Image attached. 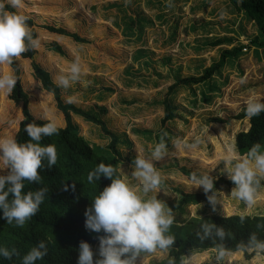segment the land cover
<instances>
[{
    "label": "rangeland",
    "instance_id": "1",
    "mask_svg": "<svg viewBox=\"0 0 264 264\" xmlns=\"http://www.w3.org/2000/svg\"><path fill=\"white\" fill-rule=\"evenodd\" d=\"M4 3L10 5L8 0ZM15 11L33 21L40 41L34 60L54 83L57 75L66 73L79 59L84 69L81 80L69 89L61 88V100L101 116L107 130L118 137L123 162L117 169L129 180L138 154L147 157L150 146L161 141L167 144L164 159L155 162L162 177L157 197L172 208L179 226L202 215L264 216V194L256 207L246 209L230 195L235 186L217 189L222 203L215 212L209 202L175 209L180 192L204 194L183 172L210 173L216 180L231 181L223 172V158L233 149L236 135L249 128V119L234 118L245 112L250 93L264 96V48L253 43L261 36L248 16L229 0H23ZM44 27L62 29L86 43L50 34ZM54 42L62 48L63 57L48 50ZM217 42L222 45L216 46ZM234 49L240 51L211 80L181 86L168 94L175 82L199 78L223 51ZM16 61L33 118L58 122V128H64V115L53 95L44 92L32 76L30 61L20 57ZM0 73H4L3 65ZM4 101L8 106H2L0 99V136H15L23 118L21 105L16 106L6 93ZM165 101L174 109V118L162 124ZM70 116L78 135L91 146L108 147L110 139L98 126ZM214 120L229 121L219 124ZM205 127L209 129L206 134ZM197 136L202 143L195 151L176 145ZM235 254H226L222 264H264V254L248 260L243 252ZM171 256L170 250L145 253L138 264H160ZM216 256L217 251L208 250L191 253L186 259L190 264H217Z\"/></svg>",
    "mask_w": 264,
    "mask_h": 264
},
{
    "label": "clouds",
    "instance_id": "2",
    "mask_svg": "<svg viewBox=\"0 0 264 264\" xmlns=\"http://www.w3.org/2000/svg\"><path fill=\"white\" fill-rule=\"evenodd\" d=\"M13 9H20L23 0H8ZM40 41L33 37L28 25V17L19 11H9L4 2H0V65H11L14 58L20 57L31 49H36ZM84 69L79 59L72 62L66 73L55 77L57 87L69 89L81 80ZM17 85L14 73H0V92L11 94ZM71 103L72 100L69 99ZM264 113V96L250 93L245 101V115L248 119ZM29 140L21 143L15 136H0V210L7 224L15 223L23 227L37 214L44 202L48 189L41 187L35 191L24 192L25 181L40 183V169L52 168L57 164V149L54 144H42L45 137L59 133L57 124L48 121L42 125L29 123L25 126ZM205 134L209 129L202 130ZM202 138L197 136L188 140L177 141L178 147L188 151L197 150ZM167 154V144L164 142L150 146V155H137L133 161L131 180L123 170H118L111 164L99 163L87 175L89 184L99 181L103 176L111 180L110 185L92 197L91 206L85 210V228L97 234L99 249L97 258L88 242L81 241L78 249L77 264H138L143 254H154L167 251L176 242L175 236L169 234L175 216L167 203L158 199L157 194L162 190V177L155 167V162L164 159ZM227 177L235 187L231 197L245 205L246 209L257 206L264 194V145L255 143L244 154L237 148L231 149L223 158ZM194 188H203L213 212L221 205V191L215 188L216 178L210 173L191 175ZM132 181H135L134 184ZM67 191V187H65ZM211 193V194H209ZM166 195V194H165ZM240 222L244 223L246 216L241 214ZM258 227H260L258 225ZM231 233L224 227L214 223L204 222L196 236L201 241L219 238L217 244V264H222L226 256L223 241ZM241 250L264 254V239L253 232L246 242H241ZM48 254V246L41 240L21 256L16 248L0 245V258L11 261L13 257L20 264H37ZM170 264H175L174 260ZM181 264H190L182 259Z\"/></svg>",
    "mask_w": 264,
    "mask_h": 264
},
{
    "label": "trees",
    "instance_id": "3",
    "mask_svg": "<svg viewBox=\"0 0 264 264\" xmlns=\"http://www.w3.org/2000/svg\"><path fill=\"white\" fill-rule=\"evenodd\" d=\"M5 2V0H0ZM230 4L250 19L256 26L261 38H255V44L264 48V0H229ZM240 5V6H239ZM7 10L15 11L10 5H6ZM28 25L34 38L37 37L36 31L33 29V21L28 19ZM43 30L53 35H60L72 38L76 43L84 44L86 41L77 35L68 34L62 29L53 27H44ZM222 45L217 42L216 46ZM48 50L52 53L64 56L62 48L57 43H51ZM240 49L232 51L225 50L221 53L217 62L212 63L206 68L199 78H184L175 82L168 88V94L172 93L178 87H188L190 85L201 84L211 78L225 65L228 59L234 58ZM36 55L35 49H29L23 53L20 58L30 61V69L32 76L40 84L42 90L53 95L57 108L64 115L66 126L59 128V133L51 137H45L42 144H54L57 149V164L52 168L45 167L40 169L42 181L40 183H30L25 181L24 192L35 191L41 187L48 189L47 196L41 204L39 211L23 227L13 224H7L6 219L0 218V245L8 248H16L21 256L25 254L31 247L44 240L48 246V254L42 261L37 264H77L79 243L83 240L88 242L93 251L94 259L97 258L99 249L98 236L103 233L90 232L85 228V210L91 206L92 197L102 191L104 187L110 185L111 180L103 176L99 181L89 184L87 175L94 170L99 163L111 164L118 167L123 162L122 155L117 150L118 137L109 132L106 123L101 119L100 115H92L74 106L64 105L61 100V88L52 81L50 74L40 67L34 60ZM17 78V85L9 95V100L16 106L21 105L22 121L19 123L18 131L15 134L18 142L24 143L29 140L24 128L29 123H37L42 125L48 121L36 120L29 111L28 95L24 92L21 85V68L14 58L11 65H8ZM4 67V73H8L9 67ZM0 99L2 106L7 108L4 101L5 93L1 92ZM10 104V103H9ZM165 104V117L163 123L172 121L174 118V109L171 108L167 101ZM70 114L81 117L88 123L98 126L104 136L110 139V144L106 149L98 146H91L83 137L78 135L75 124L71 121ZM237 121L248 119L245 112L234 118ZM230 120V119H229ZM214 120L219 124L228 123V121ZM57 126L59 125L56 122ZM261 143L264 145V113L258 117L249 119V128L247 131L240 132L235 138V147L241 154L246 153L253 144ZM191 178L190 173L183 172ZM221 186H235L232 181L223 179L215 180V188ZM67 187V191H65ZM176 210H180L187 205H198L200 203H208L204 194H185L180 192ZM211 194V193H209ZM228 211L229 209L226 208ZM3 213L0 210V217ZM246 216V215H245ZM240 215L223 216V215H202L198 219L192 218L183 226H179L174 221L169 234L174 235L176 242L168 249L172 256L167 258L160 264H170L174 260L175 264H181L182 259L186 256L200 251L214 250L217 251V244L221 243L219 238L213 240L201 241L197 238L196 233L200 231V225L204 222L214 223L217 226L224 227L226 232L231 233L222 243L225 247L226 254L243 252L246 259H251L256 253L241 250V242H246L249 235L255 232L260 239H264V216H246L244 223L240 222ZM258 225L260 227H258ZM0 264H20L17 257L8 261L0 258Z\"/></svg>",
    "mask_w": 264,
    "mask_h": 264
},
{
    "label": "crops",
    "instance_id": "4",
    "mask_svg": "<svg viewBox=\"0 0 264 264\" xmlns=\"http://www.w3.org/2000/svg\"><path fill=\"white\" fill-rule=\"evenodd\" d=\"M234 141H235V139H234ZM235 147V145H233V148ZM236 148V147H235ZM184 176V175H183ZM185 177V176H184ZM186 178V177H185ZM201 204H203V203H201ZM228 216V215H227Z\"/></svg>",
    "mask_w": 264,
    "mask_h": 264
}]
</instances>
